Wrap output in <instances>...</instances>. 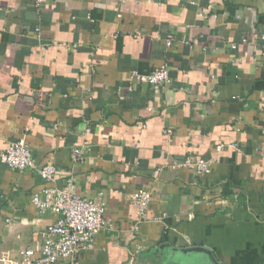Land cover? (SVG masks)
<instances>
[{"label":"crops","instance_id":"1","mask_svg":"<svg viewBox=\"0 0 264 264\" xmlns=\"http://www.w3.org/2000/svg\"><path fill=\"white\" fill-rule=\"evenodd\" d=\"M162 65L166 84L133 78ZM20 139L34 167L0 163V256L41 246L56 216L31 197L71 177L109 226L56 264H264V0H0V149Z\"/></svg>","mask_w":264,"mask_h":264},{"label":"built area","instance_id":"2","mask_svg":"<svg viewBox=\"0 0 264 264\" xmlns=\"http://www.w3.org/2000/svg\"><path fill=\"white\" fill-rule=\"evenodd\" d=\"M38 7L42 0H33ZM172 37L168 36L166 45L170 46ZM137 83L153 86L166 84L169 80L168 68L159 66L148 73H132ZM132 91V87L128 88ZM170 133V132H169ZM235 147V145H229ZM226 146L219 144L216 151ZM86 149L73 147L70 151L71 161L83 163ZM0 163L17 171H25L34 167V161L25 140L12 142L5 149H0ZM179 166L191 170L196 176L210 174V163L201 158L187 157ZM43 182L52 183L57 176V169L51 164L39 166L36 170ZM131 200L136 206L139 219H144L151 195L142 189L132 193ZM31 203L39 212H51L56 220L47 226L42 234V244L37 250H19L15 257L0 256V264H56L68 259L73 254L86 250L91 240L109 223L106 219V204L101 195L97 199L80 196L76 190L74 179L69 177L59 188L45 187L31 197ZM135 229V228H134Z\"/></svg>","mask_w":264,"mask_h":264},{"label":"water","instance_id":"3","mask_svg":"<svg viewBox=\"0 0 264 264\" xmlns=\"http://www.w3.org/2000/svg\"><path fill=\"white\" fill-rule=\"evenodd\" d=\"M188 251H196V252H202V253H205V254H207V255L209 256V258L211 259V261H212L213 264H218V263L215 261V259H214L213 255H212V253H211L209 250H207V249H205V248H203V247H193V248H189Z\"/></svg>","mask_w":264,"mask_h":264}]
</instances>
